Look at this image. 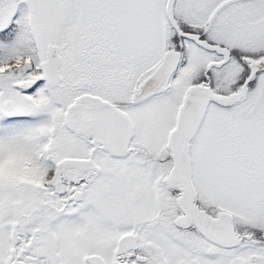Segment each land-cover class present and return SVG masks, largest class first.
I'll use <instances>...</instances> for the list:
<instances>
[{
    "label": "snow or ice",
    "instance_id": "snow-or-ice-1",
    "mask_svg": "<svg viewBox=\"0 0 264 264\" xmlns=\"http://www.w3.org/2000/svg\"><path fill=\"white\" fill-rule=\"evenodd\" d=\"M0 264H264V0H0Z\"/></svg>",
    "mask_w": 264,
    "mask_h": 264
}]
</instances>
